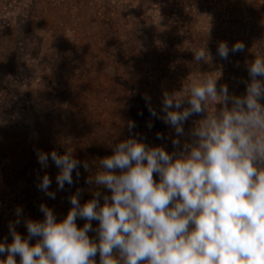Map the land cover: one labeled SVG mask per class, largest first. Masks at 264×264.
Instances as JSON below:
<instances>
[{"label":"rangeland","instance_id":"obj_1","mask_svg":"<svg viewBox=\"0 0 264 264\" xmlns=\"http://www.w3.org/2000/svg\"><path fill=\"white\" fill-rule=\"evenodd\" d=\"M237 41L244 51L227 60L217 55V44ZM204 45L212 60L197 64L193 51ZM255 56L264 57V0H0V242L12 240L17 206L22 220H43L44 203L59 221L77 189L81 204L92 199L97 188L86 180L130 135L173 150L174 130L150 116L145 96L159 113L163 94L181 90L189 75L219 72L217 87L242 96ZM201 118L186 121L185 132ZM129 121L136 124L131 133ZM158 132L166 138L157 139ZM69 147L89 168L81 165L74 184L56 191L59 169L51 160L41 168L36 153ZM45 174L55 199L36 187ZM16 231L27 236L23 222Z\"/></svg>","mask_w":264,"mask_h":264},{"label":"clouds","instance_id":"obj_2","mask_svg":"<svg viewBox=\"0 0 264 264\" xmlns=\"http://www.w3.org/2000/svg\"><path fill=\"white\" fill-rule=\"evenodd\" d=\"M244 48L242 41L231 48L220 42L217 55L227 60ZM193 55L197 64L212 60L205 45ZM246 68L242 96L217 87L220 72L189 75L181 90L163 94L159 113L145 96L150 116L174 130L173 150L130 135L112 145V154L86 180L97 188L92 199L81 204L83 190L77 189L62 220L44 203L43 220H22L17 206L8 225L12 240L0 242L6 257L0 264H264V57L255 56ZM193 116L202 118L186 133ZM127 127L131 133L136 124ZM156 138L166 137L158 132ZM36 155L41 168L51 160L59 169L56 191L74 184L73 172L79 178L82 162L71 147ZM51 184L45 174L36 187L55 199ZM78 219L85 221L82 227ZM21 222L26 237L16 231Z\"/></svg>","mask_w":264,"mask_h":264},{"label":"trees","instance_id":"obj_3","mask_svg":"<svg viewBox=\"0 0 264 264\" xmlns=\"http://www.w3.org/2000/svg\"><path fill=\"white\" fill-rule=\"evenodd\" d=\"M218 45V44H217ZM3 256V255H2Z\"/></svg>","mask_w":264,"mask_h":264}]
</instances>
